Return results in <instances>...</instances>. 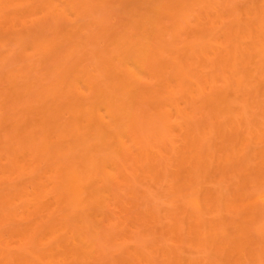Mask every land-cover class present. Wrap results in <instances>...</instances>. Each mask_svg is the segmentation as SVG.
I'll return each mask as SVG.
<instances>
[{
	"label": "bare ground",
	"instance_id": "1",
	"mask_svg": "<svg viewBox=\"0 0 264 264\" xmlns=\"http://www.w3.org/2000/svg\"><path fill=\"white\" fill-rule=\"evenodd\" d=\"M0 264H264V0H0Z\"/></svg>",
	"mask_w": 264,
	"mask_h": 264
}]
</instances>
